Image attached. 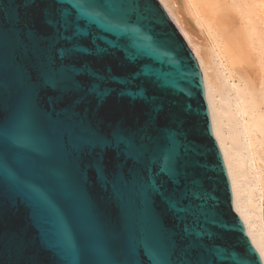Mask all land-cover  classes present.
Returning a JSON list of instances; mask_svg holds the SVG:
<instances>
[{
    "label": "water",
    "instance_id": "95a60500",
    "mask_svg": "<svg viewBox=\"0 0 264 264\" xmlns=\"http://www.w3.org/2000/svg\"><path fill=\"white\" fill-rule=\"evenodd\" d=\"M0 264H264L159 0H0Z\"/></svg>",
    "mask_w": 264,
    "mask_h": 264
},
{
    "label": "bare ground",
    "instance_id": "6f19581e",
    "mask_svg": "<svg viewBox=\"0 0 264 264\" xmlns=\"http://www.w3.org/2000/svg\"><path fill=\"white\" fill-rule=\"evenodd\" d=\"M202 70L234 207L264 263V0H159Z\"/></svg>",
    "mask_w": 264,
    "mask_h": 264
},
{
    "label": "rangeland",
    "instance_id": "374dc122",
    "mask_svg": "<svg viewBox=\"0 0 264 264\" xmlns=\"http://www.w3.org/2000/svg\"><path fill=\"white\" fill-rule=\"evenodd\" d=\"M191 48V47H190ZM193 51V50H192Z\"/></svg>",
    "mask_w": 264,
    "mask_h": 264
}]
</instances>
